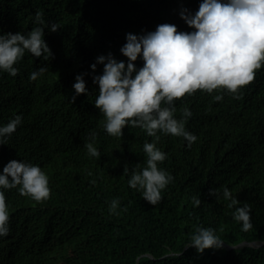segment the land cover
Returning <instances> with one entry per match:
<instances>
[{
    "label": "trees",
    "instance_id": "obj_1",
    "mask_svg": "<svg viewBox=\"0 0 264 264\" xmlns=\"http://www.w3.org/2000/svg\"><path fill=\"white\" fill-rule=\"evenodd\" d=\"M200 3L0 0V34L43 26L35 23L38 11L46 24L61 25L50 35L45 28L55 58L37 80L21 83L44 64L41 57L33 60L36 67L29 63L32 59L26 61L32 56L28 51L14 65L19 75L0 71V124H7L12 115H25L8 144L0 145V170L16 159L13 156L34 160L43 166L51 189L42 201L21 195L20 186L17 191L7 189L10 230L0 236V264H264V244L240 246L264 242V65L240 88L239 98L218 88L174 100L177 119L185 107L191 110L185 127L197 139L189 147L183 137L157 132L156 146L167 153L158 166L173 180L156 205L128 184L132 170L145 166V141L154 138L128 125L122 136L109 135L103 127L106 118L94 104L99 85L93 75L102 74L104 66L97 64L93 70L91 65L99 55L111 52L126 62L128 57L120 52L126 33L154 31L158 24L194 31L180 11L195 13ZM135 63L142 67L144 62ZM81 73L86 74L88 96H75L73 84ZM216 95L223 99L214 100ZM92 132L99 157L85 148ZM225 187L237 205L229 207ZM210 189H216L218 197ZM113 199L119 200L116 213L109 211ZM245 202L251 205L252 228L247 232L232 216ZM197 226L215 229L224 246L198 252L189 245Z\"/></svg>",
    "mask_w": 264,
    "mask_h": 264
},
{
    "label": "clouds",
    "instance_id": "obj_2",
    "mask_svg": "<svg viewBox=\"0 0 264 264\" xmlns=\"http://www.w3.org/2000/svg\"><path fill=\"white\" fill-rule=\"evenodd\" d=\"M180 16L195 30L178 31L177 25L163 23L158 24L154 31L140 34L128 32L127 42L120 48V52L128 57L126 62L109 52L99 55L96 63L91 65L93 70L97 64L104 66L102 74L93 75V82L99 85L94 104L106 118L103 125L106 132L122 136L123 128L128 125L140 127L154 138L143 145L145 166L139 171L132 170L128 180L129 186L139 190L152 205L161 201L162 190L173 180L171 174L158 166L165 161L167 153L156 146L160 139L157 132L183 137L189 147L197 139L185 127L187 119L192 116L191 110L185 107L182 118L177 119L174 116V100L185 94L191 95L196 90L212 93L218 88L239 98L240 88L252 82L255 70L264 65V0H201L195 13L182 8ZM35 23L43 26L33 27L27 33L0 34V71L11 76L19 75L14 65L26 51L32 56L29 54L24 59H32L28 62L34 67L38 65L33 60H38V57H41V63L44 62L22 80V84L27 80H37L47 70L44 65L55 58L45 40V28L50 35L61 25L57 22L46 24L43 13L39 11L35 14ZM140 59L144 62L143 66L137 67L135 62ZM85 75L81 73L75 78V96L90 94ZM213 99L220 101L223 95H216ZM23 117L25 115H12L7 118L10 120L7 124H0V145L8 144L7 138L12 139ZM90 135L91 139L85 144L87 153L99 157L100 152L95 146L96 133ZM13 157L17 160H10L0 170V236H6L10 230L5 198V193L8 198L7 189L17 191L16 187L20 186V194L35 201L48 199L51 192L48 176L42 171L41 164L21 156ZM1 163L5 164L4 161ZM124 171H128L127 167ZM91 182L96 181L93 179ZM209 191L218 197L216 189ZM223 197L231 200L229 207L238 204L227 187L223 189ZM193 202L200 204L195 197ZM118 207L119 200H111L109 211L116 213ZM232 216L235 221L241 222L242 231L252 228L250 204L245 202L235 207ZM190 240L189 245L200 253L208 248L224 246V240L211 227L197 226ZM143 258L151 259V256L144 254Z\"/></svg>",
    "mask_w": 264,
    "mask_h": 264
},
{
    "label": "rangeland",
    "instance_id": "obj_3",
    "mask_svg": "<svg viewBox=\"0 0 264 264\" xmlns=\"http://www.w3.org/2000/svg\"><path fill=\"white\" fill-rule=\"evenodd\" d=\"M246 244L253 245V246H256V247H260V246H262L264 244V242H262V241L244 242L240 246L242 247V246H245ZM228 246H230V245H228Z\"/></svg>",
    "mask_w": 264,
    "mask_h": 264
},
{
    "label": "water",
    "instance_id": "obj_4",
    "mask_svg": "<svg viewBox=\"0 0 264 264\" xmlns=\"http://www.w3.org/2000/svg\"><path fill=\"white\" fill-rule=\"evenodd\" d=\"M241 245V244H240Z\"/></svg>",
    "mask_w": 264,
    "mask_h": 264
}]
</instances>
